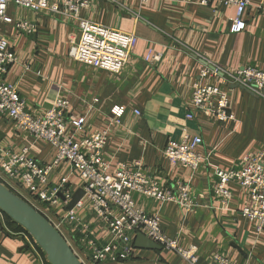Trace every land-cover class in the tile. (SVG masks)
I'll return each mask as SVG.
<instances>
[{"label": "crops", "instance_id": "0c3cea01", "mask_svg": "<svg viewBox=\"0 0 264 264\" xmlns=\"http://www.w3.org/2000/svg\"><path fill=\"white\" fill-rule=\"evenodd\" d=\"M203 0H91L79 16L96 24L124 33H134L137 40L127 65L119 74L87 67L67 55L70 44L77 41L74 21L47 17L11 5L8 14L14 20L34 24L31 35L19 33L4 24L2 33L8 38L17 62L10 65L4 81L17 87L33 113L49 109L56 98L68 102L67 113L83 119L84 133L108 131L103 159L113 171L134 162L143 173L162 177L166 184L174 181L190 183V197L196 208L189 213L174 203H156L134 194L137 207L156 214L163 233L176 239L179 247L196 246V264H207L221 253L233 264H264V230L256 231V223L239 214L244 193L235 184L229 188L233 200L227 210L212 197L211 177L205 168L191 171L172 167L164 156L168 141H180L187 132L199 136L198 152H211L212 165L229 169L242 157L264 151V100L254 94L213 79L226 93L232 120L212 121L189 106L192 87L208 65L236 70L252 66L264 72V0H249L243 17L244 29L231 32L235 11ZM161 55L158 62H146L147 53ZM28 67V70H27ZM123 108L117 123L110 112ZM138 112L139 115H136ZM191 114L192 119H187ZM4 138L0 147L19 152L29 148L28 156L40 165L54 160L55 149L33 141L13 124L0 118ZM66 178L72 195L82 189L81 180L73 175L67 163H60L48 176L49 186H57ZM67 205L54 211L64 217ZM79 223L76 231L65 226L64 237L81 253L87 238L96 246L110 240L104 223L90 211L88 202L73 209ZM86 227L87 232H82ZM139 264H188L167 250L135 249ZM34 257L20 235L12 234L0 213V264H33Z\"/></svg>", "mask_w": 264, "mask_h": 264}, {"label": "built area", "instance_id": "2783aa9c", "mask_svg": "<svg viewBox=\"0 0 264 264\" xmlns=\"http://www.w3.org/2000/svg\"><path fill=\"white\" fill-rule=\"evenodd\" d=\"M91 0H0V118L9 120L16 130L28 135L33 141L49 144L55 149L54 160L49 165H40L30 158L26 146L19 152L0 147V182L40 213L63 237L64 226L73 231L78 228V219L73 209L85 199L91 213L102 221L109 231L110 240L103 246H96L93 241L85 242L89 251L87 259L85 248L79 255L82 264H139L134 255L133 241L137 234H142L156 243L161 250L175 253L188 264H196V246L189 249L179 247L176 239L167 237L160 228L156 214H150L137 207L133 195L149 198L156 203H174L184 212H192L196 203L190 197L188 181H174L169 185L159 175L150 176L141 170V165L134 162L130 166L121 165L109 170L103 159V150L107 143L108 131L86 134L83 119L67 113L68 102L56 98L52 106L40 113H33L26 100L18 95L17 87L4 81V75L10 65L17 62L8 38L1 27L9 24L22 34L35 32L34 24L27 20H14L8 14L11 5L42 14L74 21L78 39L70 44L68 57L77 63L110 74H119L127 65L136 44L134 33H124L96 24L79 16ZM145 2L147 0H139ZM202 4H219L231 7L235 11L231 32L244 29V15L247 13L249 0H203ZM161 55L149 51L146 62H158ZM28 70V67H27ZM219 79L220 83L236 85L264 100V72L252 66L227 70L206 65L199 74V79L192 87L189 106L196 113L212 121L233 119L228 108V98L216 82L204 84L206 76ZM113 119L119 123L124 114L123 108L110 110ZM139 115L138 112H135ZM188 114L187 119H192ZM202 145L199 136L191 137L185 132L180 141L170 140L164 148V156L172 167H183L191 171L205 168L211 177L212 197L227 210L233 200L229 188L235 184L245 195L239 214L244 219L256 223V231L264 230V151L242 157L229 169L212 165L211 152H198ZM60 163H67L70 171L82 182L83 197L64 217L56 215V206L67 205L72 191L67 186L66 178L57 186H49L48 176ZM64 197L62 201L59 197ZM87 232L84 227L82 232ZM20 237L31 251L33 264H47L46 256L26 232ZM64 239L68 242L66 237ZM72 249V247H71ZM73 250V249H72ZM207 264H233L232 260L221 253L211 257Z\"/></svg>", "mask_w": 264, "mask_h": 264}, {"label": "water", "instance_id": "95a60500", "mask_svg": "<svg viewBox=\"0 0 264 264\" xmlns=\"http://www.w3.org/2000/svg\"><path fill=\"white\" fill-rule=\"evenodd\" d=\"M208 65L205 61H201ZM244 89L242 87H239ZM245 90V89H244ZM247 91V90H245ZM4 135L0 131V142ZM84 193L76 191L67 203V210H72L82 199ZM64 201V197L59 194ZM0 211L22 227L45 254L48 264H82L64 237L33 207L15 195L0 183ZM134 249L161 251L156 243L142 234H137L133 241Z\"/></svg>", "mask_w": 264, "mask_h": 264}, {"label": "trees", "instance_id": "16d2710c", "mask_svg": "<svg viewBox=\"0 0 264 264\" xmlns=\"http://www.w3.org/2000/svg\"><path fill=\"white\" fill-rule=\"evenodd\" d=\"M9 190L15 194V191H13L12 189H9ZM0 213L2 214V217H3L4 221H5V224L8 225V230L12 234L20 235L21 233H24V232L26 233V231L22 227H20L17 223H15L14 221H12L6 214H4L1 211H0Z\"/></svg>", "mask_w": 264, "mask_h": 264}, {"label": "rangeland", "instance_id": "374dc122", "mask_svg": "<svg viewBox=\"0 0 264 264\" xmlns=\"http://www.w3.org/2000/svg\"><path fill=\"white\" fill-rule=\"evenodd\" d=\"M63 231H64V233H66L65 226L63 227ZM66 238H67V235H66ZM67 240H68V242L70 243L69 239H67ZM70 244H71V243H70ZM71 247H72L73 251H74L76 254L79 255V251H78V249H77L74 245H71Z\"/></svg>", "mask_w": 264, "mask_h": 264}]
</instances>
